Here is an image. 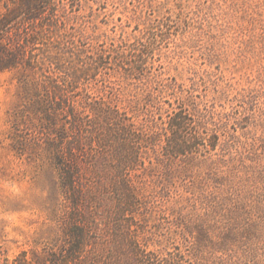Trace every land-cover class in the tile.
<instances>
[{
  "label": "rangeland",
  "instance_id": "rangeland-1",
  "mask_svg": "<svg viewBox=\"0 0 264 264\" xmlns=\"http://www.w3.org/2000/svg\"><path fill=\"white\" fill-rule=\"evenodd\" d=\"M81 3L68 13L93 41L131 38L149 24L168 23L153 62L163 72L157 79L190 99L208 132L219 134L211 158L176 159L135 177L142 237L151 248H179L184 264H264V0ZM18 92L16 72L1 73L0 246L9 259L62 243L69 211L50 159L34 157L30 148L22 155L12 150ZM162 100L174 97L164 93ZM19 134L30 141L42 136ZM198 226L209 229V248L194 247Z\"/></svg>",
  "mask_w": 264,
  "mask_h": 264
},
{
  "label": "trees",
  "instance_id": "trees-1",
  "mask_svg": "<svg viewBox=\"0 0 264 264\" xmlns=\"http://www.w3.org/2000/svg\"><path fill=\"white\" fill-rule=\"evenodd\" d=\"M81 2L0 0V74L15 71L19 83L11 147L50 159L69 207L62 243L11 259L0 246V264H184L179 248H151L142 237L135 177L168 161L211 158L219 134L157 79L163 72L153 62L168 23L93 41L68 13ZM22 130L42 136L30 141ZM195 232L194 247L213 245L207 227Z\"/></svg>",
  "mask_w": 264,
  "mask_h": 264
}]
</instances>
